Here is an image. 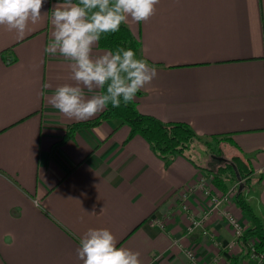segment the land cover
<instances>
[{"label":"crops","instance_id":"1","mask_svg":"<svg viewBox=\"0 0 264 264\" xmlns=\"http://www.w3.org/2000/svg\"><path fill=\"white\" fill-rule=\"evenodd\" d=\"M64 2L44 0L40 21L22 36L0 25V264H83L77 249L92 228L109 229L141 264H191L187 248L203 263L250 264L222 215L252 226L235 203L244 180L205 223L220 247L203 228L187 231L191 214L211 208L197 180L235 156L250 160L245 198L264 223V0H159L150 19L125 23L140 41L138 58L157 70L129 102L190 125L208 146L233 149L227 158L209 150L214 159L204 167L194 155L168 164L143 137L129 139L118 119L59 143L71 124L105 110L76 120L51 103L56 88L75 84L71 61L46 51L51 13ZM106 52L97 42L92 55ZM101 91L84 89L88 97ZM211 187L219 197L228 192Z\"/></svg>","mask_w":264,"mask_h":264},{"label":"clouds","instance_id":"2","mask_svg":"<svg viewBox=\"0 0 264 264\" xmlns=\"http://www.w3.org/2000/svg\"><path fill=\"white\" fill-rule=\"evenodd\" d=\"M159 0H65L51 13L52 39L46 51L59 52L71 61V79L55 89L51 103L70 119H89L109 103L118 107L150 84L157 70L136 57L131 49L120 48L93 57V47L103 33L119 30L129 18L147 21ZM44 0H0V25L23 35L29 24L40 21ZM99 94L90 97L84 89ZM78 258L83 264H141L140 254L118 247L115 235L107 228L89 229L80 240Z\"/></svg>","mask_w":264,"mask_h":264},{"label":"trees","instance_id":"3","mask_svg":"<svg viewBox=\"0 0 264 264\" xmlns=\"http://www.w3.org/2000/svg\"><path fill=\"white\" fill-rule=\"evenodd\" d=\"M98 44L100 48L110 52H115L120 48L131 49L135 52L137 58L140 52V41L132 34L125 23H122L116 32L103 33ZM138 93L139 91L136 94ZM112 119H118L121 121V125L129 127V139L135 136L143 137L150 144L154 153L168 164L173 162L177 157H184L194 162L190 151L195 143L202 142L206 144L203 137L198 135L190 125L181 122H163L154 116L141 112L136 104L125 103L122 98L118 107H114L109 103L98 116L90 120L71 124L59 143L73 138L79 129L94 128ZM222 139H225V137ZM210 151L212 152V150ZM252 173L250 160L243 159L241 156H235L231 160L228 159L224 163V166H220L213 171L214 185L224 193L227 191L229 183H235L241 179L244 180V189H247L249 183L248 177ZM238 174L240 179L237 178ZM244 191H239L236 194L235 203L243 214L253 221V224L250 228L246 229L242 240L244 245L247 246L248 241L252 238L256 241L258 249L264 250V223L258 218L247 202Z\"/></svg>","mask_w":264,"mask_h":264},{"label":"built area","instance_id":"4","mask_svg":"<svg viewBox=\"0 0 264 264\" xmlns=\"http://www.w3.org/2000/svg\"><path fill=\"white\" fill-rule=\"evenodd\" d=\"M213 184L214 182V175L213 173H207L201 177H199V179L196 182V187L198 189H200L202 192H204V194L210 198V204H211V208L209 210H207L205 213H203L202 217L197 218L195 216V214H191L189 219H190V225L188 227V231L187 232H192L194 229L196 228H203V234L207 237H211L212 241L214 243V245L216 247H220V242L214 238V235L211 234V232L205 228V223L207 221H209V219L211 218L210 216L215 212L214 208L218 207L223 201H227L228 199H230V197H233L237 191H238V186L241 184H237L235 189L234 187L232 188V190L228 191L227 193H224L222 196H217L213 194V190L211 187L208 186V182H210ZM242 182V181H240ZM233 189L235 190V192H232ZM190 190V189H189ZM189 190H185L183 195V199H187L188 198V191ZM183 208L185 210H189L188 207L186 205L183 206ZM225 211V210H224ZM223 217L226 218L227 222H228V226L231 228V230L234 233V236L236 238V240L242 239L245 231H246V227L245 225H243L239 219H237L235 217V215H233L232 213L225 211L224 214H222ZM159 225L164 227L163 223L159 222ZM248 246V255H249V261L250 264H264V250H260L258 249V245L256 243V241L254 239H250L247 243ZM185 254L189 259V262L191 264H213V263H203L199 260L197 254L191 249V248H187L185 249ZM220 264H232L229 260L228 261H224L221 262Z\"/></svg>","mask_w":264,"mask_h":264},{"label":"rangeland","instance_id":"5","mask_svg":"<svg viewBox=\"0 0 264 264\" xmlns=\"http://www.w3.org/2000/svg\"><path fill=\"white\" fill-rule=\"evenodd\" d=\"M216 147V148H215ZM213 149H215V150H217V149H221V153H217L216 154V157H219V158H227V155L225 154V151L226 152H231V151H233V149L229 146V145H226V144H223V145H220L218 142H215V141H213V144H212V146H208V145H206V144H204V143H202V142H196L195 143V145H194V147L192 148V150L190 151V155H194V158H196V159H199L200 158V160H202V165H203V167L204 166H206L207 165V163L210 161V160H212V159H214V158H211L210 159V157H212V156H209L208 155V153H209V150H213ZM220 165L221 166H224V163H222V164H219L218 166L220 167ZM218 167V168H219ZM228 182V181H227ZM236 183V182H235ZM234 183V184H235ZM211 181L210 182H208V186L209 187H211ZM213 184H214V182H213ZM212 184V185H213ZM229 186H228V191H230V190H232V183L231 184H228ZM235 187H236V185H234ZM235 187H234V189H235ZM250 187H251V185L249 184L248 185V187H247V189L244 191V193H245V196L246 195H248L249 193H250ZM212 188V187H211ZM252 188V187H251ZM233 189V191L232 192H235V190ZM220 194V193H219ZM246 249H247V253H248V246H246ZM248 258H249V255H248ZM233 264V263H232Z\"/></svg>","mask_w":264,"mask_h":264},{"label":"water","instance_id":"6","mask_svg":"<svg viewBox=\"0 0 264 264\" xmlns=\"http://www.w3.org/2000/svg\"><path fill=\"white\" fill-rule=\"evenodd\" d=\"M237 178H238V179H240V176H239V174L237 175ZM243 186H244V185H242L241 187L243 188Z\"/></svg>","mask_w":264,"mask_h":264}]
</instances>
